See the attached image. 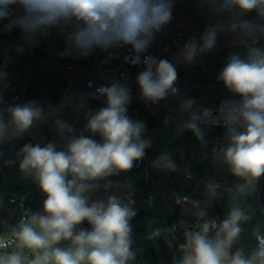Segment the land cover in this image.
Here are the masks:
<instances>
[{"label":"clouds","instance_id":"9594fccd","mask_svg":"<svg viewBox=\"0 0 264 264\" xmlns=\"http://www.w3.org/2000/svg\"><path fill=\"white\" fill-rule=\"evenodd\" d=\"M206 2L218 16L238 11L207 28L199 42L190 39L183 46L179 62L191 65L199 54L213 49L219 31H239L253 44L264 40V0ZM13 5L24 12L5 25L6 31L16 26L22 30L23 43L15 48L17 54L35 46L37 34L48 35L53 28L62 32L71 29L67 35L70 48L62 55L75 51L87 56L94 48L107 51L131 45L136 55L125 56L124 60L134 66L141 62L139 54L147 50L155 34L170 23L173 0H0V20L8 18L9 6ZM253 12L255 19H242ZM143 62L146 67L136 77L139 99L155 104L177 91L173 87L177 71L172 63L151 56ZM5 75L0 71V79ZM217 79L240 99L224 101L219 118L211 120L213 125L219 120L224 125L222 141L212 149L213 159L226 165L232 175L254 185L264 176V47L249 48L244 58L229 57ZM96 92L106 97L107 106L89 113L86 130L99 134L101 143L83 134L74 135L73 127L57 119V131L61 139H67L66 150L58 151L52 143L25 144L20 149L21 172L33 178L46 199L42 212H26L11 229L13 240H0V249L11 244L17 249L0 253V264H132L135 260L131 221L137 213L133 195H110L106 203H90L87 194L99 188L97 181L127 172L135 162L142 161L152 140L145 135L144 122L127 115L132 99L129 85L112 83ZM181 108L189 116L177 135L191 131L201 147L207 148L210 111L194 108L193 100L185 101ZM47 119L48 114L35 100L0 110V145ZM152 167L163 171L177 168L167 152L154 159ZM205 189V204L226 199L227 213L219 221L208 219L200 201L177 199L178 204L190 205L197 222L194 229L185 226L184 242L179 246L183 255L176 264H264V223L251 228L255 247L242 243L244 226L254 219L251 206L244 204L246 188H223L208 180ZM85 220L91 230L78 227ZM160 235L157 228L147 239ZM61 241H68V246H58ZM22 249L29 250L30 256L26 258Z\"/></svg>","mask_w":264,"mask_h":264},{"label":"rangeland","instance_id":"374dc122","mask_svg":"<svg viewBox=\"0 0 264 264\" xmlns=\"http://www.w3.org/2000/svg\"><path fill=\"white\" fill-rule=\"evenodd\" d=\"M192 6H195L196 9L201 12L208 24H213L220 21L217 17V14L212 10L211 6L206 2V0H173L172 11L179 24L185 26V18L187 21H191L188 10L191 9ZM22 13L23 9L19 8L15 17L20 16ZM4 21H6V19H4ZM180 30V28L175 27L173 37L176 48L175 51L168 56V61L176 67V71L179 69L180 65L183 64L182 62L178 61L184 46L180 36L178 35ZM70 31L71 29H67L66 37ZM243 37L244 36L239 31L233 33L231 31L225 30L220 31V34L218 33L217 39L219 46L213 48V53L219 64L218 75L226 66L229 57L237 55L241 58H244L247 55V52L251 47L245 46L238 50H234V46L237 45L239 38L241 40ZM6 38H8L9 42L14 48L23 43L22 32L20 30L14 34L10 32L9 35L5 36V39ZM56 38L58 42H55L52 39V36L45 35V45L48 50L47 55H38L37 51L35 50V46L26 47L22 54H17L14 52V55L11 56L12 58L10 57L4 59L2 65L3 67H9L12 60L19 63V71L14 73V82L18 90L23 94H26L30 83L34 80L36 70H39L42 74H45L46 84L45 86H42V94L37 95L30 101H38L45 113L48 114V119L43 123H37L33 128L37 129L35 132L42 131L45 134L46 139L43 142L44 144L52 143L57 149L66 150L67 139H61V134L57 131L55 121L57 119H62L68 125L73 127L75 131L80 126L79 124L83 123H81L80 120L72 119V117L74 115H80V113L84 114V109L90 107L91 103L88 98H86L84 95H81V93H79L75 87V83H78L77 79L79 77V73L76 71L79 67V63L76 61L77 53L73 51L70 55H62L65 49L70 47L66 43H63V35L58 31L56 32ZM201 59L202 56L196 57L195 61L191 65H198L199 62L202 64ZM209 59L210 56H207L206 61L209 68L212 69L213 67L210 65L208 61ZM35 63L37 64V68L34 67ZM67 64H72L75 71L66 69ZM205 78L209 79L211 84L212 79L210 76L205 75ZM202 82L203 79L200 78L199 75L194 71L187 87L190 89L197 88L199 86H203ZM220 85H222L223 89V82L221 83L220 81ZM222 96L226 97L228 101H231V98L234 96V94L225 88ZM234 97H236L239 101L240 98L238 96ZM81 104H83V107H80ZM165 104L170 106L171 110H167L165 108ZM182 104L183 102L181 98L178 97H174L169 102H167L166 98L159 101V106L156 109V113L154 116L152 115L157 124L155 125L152 123L151 127L147 128L149 131L146 136L152 140V146L150 147L148 155L154 160L160 154L167 152L170 154L177 168L175 171H163L155 169L157 174V183L152 186V189L150 188V191L155 195V204L150 207L142 204L140 206V209L142 210L141 215L136 220L131 221L133 227V236L137 241L139 250H148L154 240L158 239H147L148 235L152 231L157 228L162 231L164 226H168L169 218L170 216H173L174 213L173 205L177 191L180 189L181 193L184 192L182 188V184L184 182L182 175L186 170H192L193 174L204 180L203 182L208 180H216L222 182L223 188H231L233 190L240 186H244L246 188L244 204L245 206H251L254 219L250 224L244 226L246 231L242 236V243L247 244L249 248L255 247L256 241L251 236V228L256 223H264V211L259 199V184L261 178L254 185H248L245 179L237 176V178L234 177L226 165L213 159L212 143L214 139L213 134L216 132L215 126L207 125V148L201 147L200 143L197 141L191 131L185 130L181 134L177 135L178 128L184 121H186L178 116L181 111ZM11 106L12 105H5L3 101L0 103V110H4ZM196 109L201 110V108L198 107H196ZM50 114L51 122L49 121ZM5 118H8L7 113H5ZM165 118H169V122L167 124L165 123ZM141 121L147 126L148 121L146 118H143ZM24 134L21 136V138L30 139L34 136V130L30 129ZM188 135H190L189 138ZM36 139L38 140L37 137ZM36 139H34V141ZM19 164L20 161L18 160L13 162L10 161L6 165L2 176H0V209L2 208V201L4 199L9 197L14 190H19L18 187L25 186L26 184V182L21 180V170L19 168ZM197 167H201L202 170L199 171L196 169ZM107 180L108 179L105 178L102 181L107 182ZM100 182L101 181L96 182L99 184V187ZM199 184L202 185V183ZM16 185L18 186L15 187ZM111 185V192L116 191L123 197L127 195L128 184L125 181L118 177H113V182ZM133 188L140 189L141 187L138 185H133ZM205 191L206 189L204 186L203 194L200 196L201 200L203 199L201 201L203 202L201 204L202 206L205 205V198H207ZM89 197L91 200L92 196L89 195ZM218 202L222 211L221 219H223L227 213V202L226 199L224 202ZM210 206L215 207V201H213ZM191 211L190 205L184 203L181 209L180 217L177 219L175 218L179 223L180 220L182 221L180 223V227L185 226L184 221L187 222L185 217L189 216ZM7 217H10V214H7ZM11 229V225L9 221H7L5 224V229L1 232V234L6 235L11 231Z\"/></svg>","mask_w":264,"mask_h":264},{"label":"built area","instance_id":"2783aa9c","mask_svg":"<svg viewBox=\"0 0 264 264\" xmlns=\"http://www.w3.org/2000/svg\"><path fill=\"white\" fill-rule=\"evenodd\" d=\"M18 6H9V12L10 15L8 18H6V21L0 20V64L4 59L10 58L14 47L9 42L8 38L5 39V36L10 34V31L5 30V25H8L13 19H15L16 12L18 11ZM238 11V10H237ZM24 15V12L20 15ZM220 17V16H219ZM255 13H250L246 17H242V19H255ZM172 19H174V14L172 11ZM171 19V20H172ZM215 24V23H214ZM14 30L21 31V28L19 26H16L13 28ZM59 32L63 35V43L67 44L69 47V43L67 41L66 32L67 29H65L63 32L59 31L56 28L50 29L49 34L47 36H52V39L55 42H58L56 38V32ZM156 39L154 38L151 43H154ZM187 43V42H186ZM185 43V44H186ZM264 47V40H261L257 44H253L252 40L249 38L247 41L244 42L242 47ZM122 51L120 53H116L114 51V48H110L107 51H104L100 48H94L87 56H80V63L79 67L76 70L79 73L78 82L81 84V92L90 93L92 95H95L98 100L100 101H106V97L99 95L96 92V89L101 86H110L112 83H120V84H127L130 86L131 89V96L132 100L136 98V87H138L136 83V77L137 75L145 69L144 59L147 56H151L155 59L152 54L150 53H143L139 54L141 62L137 65H131L130 63H125L124 57L125 56H133L136 55L131 45H124L121 46ZM158 61V59H157ZM66 69L70 71H75L74 66L72 64H67ZM92 67L94 68V71L92 70ZM19 71V66L16 63L10 64L8 69L6 70V75L0 79V97H2V101L8 98L12 103H20L25 100V95L21 93L15 82H14V73ZM183 78H177L176 81L173 84V87L177 90L175 93L169 92L167 97H178L181 98L182 102L184 103L187 100H193L194 101V107L196 105L201 106V110H209L211 113V116L209 117V126H216L217 127V134L215 135L214 141L212 143V149L216 147L221 141L224 133V125L223 121L219 120V123L217 125H213L211 123V120L213 118H219V108L221 107L222 103L224 101H228L227 98L222 101H207L203 99H199L198 101L194 97H187L185 96L183 85L187 83L189 80L190 74L192 72V68L187 64L182 67ZM130 79V81H129ZM204 89L208 88V85L202 86ZM140 96V93H139ZM237 96V95H234ZM232 97L231 101H238L236 97ZM239 97V96H238ZM240 98V97H239ZM139 99V98H138ZM207 99V98H205ZM141 107L150 115L154 114L155 108L158 105V102L155 104H152L151 102H145L141 99H139ZM197 101V102H196ZM91 109H87L86 112H90ZM128 113V111H127ZM189 115L187 111L181 110V116ZM182 125V124H181ZM77 135L83 134L85 136H88L91 138V132L86 130L85 126H79L78 127ZM37 141H34L32 138H15L3 145H0V153H3V155H0V174L3 173L4 169L6 168V165L9 163V161H21L22 157L18 155L20 152V149L25 144H40L41 146L44 145V141L46 139L45 134L42 131L37 132ZM213 152V151H212ZM153 170L152 167V159L148 155V152L146 150V156L142 161L135 162L133 168L127 172H120L117 175H113V177H118L121 180L125 181L128 184V193L133 195V199L136 201L135 204V210H136V216L133 218V220L138 216L140 206L142 204H145L147 207L153 206L155 202V195L150 191V187L152 184H154L153 181ZM112 177V176H111ZM184 182L182 184V188L184 190L183 193H181V198L187 197L189 200H192V198L195 195L200 194L201 185L197 181L195 175L193 174L192 170H186L184 171L182 175ZM71 178V177H69ZM21 180L23 182H26L25 186L33 181V178L30 176H25L24 173L21 172ZM219 183L222 186L221 181L211 180ZM108 185L109 183L106 182ZM106 183H100V187L106 192V200L110 195H115L117 197H123L117 193L110 191V185L108 188H105L104 185ZM36 184V189L40 195L43 197H46L44 193L41 192L38 184ZM133 185H138L141 188L140 189H134ZM25 186H21V188H18L19 190H14L11 195L6 199L4 202L1 212H0V240H3L5 242H8L9 240H13L14 237L12 236L11 231L7 233L6 235H2L1 232L5 229V224L7 221H9L11 228L16 227V225L19 223L20 219L25 215V213H29L30 209L25 206L26 201V194L24 193ZM131 186V187H129ZM126 195V196H127ZM126 202V201H125ZM204 207V206H202ZM193 211V210H192ZM192 211L190 214V218L187 220L185 226H187L189 229H194L196 225V217L192 215ZM7 214H10V217H7ZM221 215L216 214L212 219L220 220ZM85 227L84 229L91 230V225L85 220ZM185 226L182 227V230L179 229L178 224L175 222L172 224V228L175 231H181L183 235L184 240V231ZM134 241V237H133ZM184 242V241H183ZM181 242L180 245L183 243ZM15 244H11L8 248L0 249V253L5 252H11L16 251ZM24 254V256L27 258L30 256L29 250L22 249L21 250Z\"/></svg>","mask_w":264,"mask_h":264},{"label":"trees","instance_id":"16d2710c","mask_svg":"<svg viewBox=\"0 0 264 264\" xmlns=\"http://www.w3.org/2000/svg\"><path fill=\"white\" fill-rule=\"evenodd\" d=\"M188 11H189L191 21H187L185 18L184 19L185 26H183V25L178 23L177 18L174 15V19H172L170 21V23L164 27L163 31L155 34L156 41L154 43H150L147 50L143 53L152 54L154 57H156L158 59V61L159 60H168V56L171 55L175 51V48H176L175 40L173 37L175 27H178L181 29L180 32H178V35L180 36V39L184 45L186 42H188L192 38H195L199 42L204 31L207 28H209L210 26H212L214 23L208 24L207 20L204 17L199 15V12L196 10V8L194 6H192V8L189 9ZM236 11L237 10H233L232 13H226L224 16H220V17L217 15V17L220 21H222V20L226 21L229 18V16L235 15ZM10 32L14 34L17 31L12 29ZM21 32H22V30H21ZM218 33L220 34V31ZM248 39L249 38L245 37V36L241 40L239 38L237 45L234 46V50L240 49L243 46L244 42L247 41ZM218 46H219V42L217 39L216 44L213 48H216ZM35 50L37 51L38 55L45 56L48 54V50H47L46 45H45V35L44 34H37L36 43H35ZM143 53H140V54H143ZM203 53H205V54H203ZM203 53H201L200 56H202V59H204L205 62H207L206 61L207 56L208 57L214 56L213 49H211L210 51L203 52ZM76 61L78 63H80V55L78 53H77ZM216 62H217V59H216ZM189 66L192 68V72L190 74L189 80L182 87L184 89L185 96L194 97L198 101L199 99H202L200 97L201 95H205L208 92H209L208 94L210 95V89L209 88L204 89L202 86H200L197 88H193L190 91H187V85L189 84L191 77H192V73L194 71L199 76L201 74H205V71H204V69L200 63L198 65L195 64V65H189ZM183 73L184 72H182V71L179 72L177 77L183 78ZM207 73H210V72L207 71L205 74L206 76L209 75ZM129 81H130V79H129ZM45 84H46L45 74L41 73V74L35 75L34 80L30 83L26 94H24L25 95L24 101H22L20 103H12L10 101V99L8 98L9 96L7 95V97H6L7 99L3 100L4 104L5 105H12V106L26 104V103L30 102V100L32 98L36 97L37 95L42 94V91H43L42 86H45ZM203 85H208V83L206 81H203ZM135 89H136V86H135ZM81 95L86 96V98H88V100L90 101L91 105H90V107L84 109V114L80 113V115H74L72 117V119L80 120L81 123H83V124H79V125L86 127V124L88 122L89 113L94 114L95 112L99 111L101 108L106 107L107 104H106V101L102 102V101L98 100V98L95 95H92L90 93L81 92ZM138 97H139V93H137V89H136V98L129 103L127 115L131 119H135L136 117H138V118L143 117V118L147 119L148 123L152 122V120H151L152 116L149 113H147L141 107ZM87 109H91V111L86 112ZM49 121L51 122V118H49ZM77 129L73 132L74 135H77V132H78ZM99 140H100L99 136H97V142L98 143H99ZM57 150L60 151V149H57ZM61 150H63V149H61ZM11 162H13V161H11ZM2 174L3 173H1L0 176H2ZM234 177H236V176H234ZM17 186L18 185H16L15 187H17ZM18 188H21V187H18ZM24 193L27 196L26 201H25V206L30 209L29 213L42 212L43 211V202L46 199V197H43L42 195H40L38 193V191L36 189L35 181L34 182L31 181L25 186ZM6 199H8V197ZM6 199H4L2 201V206H3L4 202L6 201ZM177 199H181L180 189H178L177 194H176V198L174 200V205H173L174 213H173V216H170V218H169L168 226H164L162 228L161 235L158 237V239L154 240V242L152 243L151 247L148 250L140 251L138 246H137V241H136L135 237L133 236L134 241H133L132 247H133V250H135L137 252V255H136L135 260L132 262V264H176V262L182 257L183 252H182V250H180L179 246H180V243L184 241L183 235H182L181 231H175L172 228V224L176 222L178 224L179 229L182 230V227H180V224L176 219L180 217V213H181L183 203L178 204L176 202ZM154 204H155V202H154ZM206 211H207V218L208 219H212L216 214H220V211L218 209V202L215 201V207L206 208ZM0 212H1V209H0ZM141 213H142V210L140 209L138 216L134 220H136L139 217V215H141ZM185 218L188 220L190 218V215L185 217ZM78 227L84 228L85 223L83 222ZM169 229H171V231H168ZM68 244H69L68 241H61V243L58 246L67 247ZM156 249H158V250H156Z\"/></svg>","mask_w":264,"mask_h":264},{"label":"crops","instance_id":"0c3cea01","mask_svg":"<svg viewBox=\"0 0 264 264\" xmlns=\"http://www.w3.org/2000/svg\"><path fill=\"white\" fill-rule=\"evenodd\" d=\"M195 7V6H194ZM196 8V7H195ZM197 10V9H196ZM198 12H199V15L200 16H202L203 17V15L201 14V12L199 11V10H197ZM117 50V51H116ZM61 51H62V48H61ZM114 51L116 52V53H120L121 51H122V48L121 47H118V48H114ZM14 52H15V48H14V51H13V53H12V55L11 56H13L14 55ZM200 56V54L197 56V57H199ZM0 57H1V55H0ZM12 58V57H11ZM216 57H215V55L212 57H210V60H209V62H210V65L213 67L212 69L211 68H209V66H208V64H207V62H205V60L204 59H201L202 60V64H203V66H202V64H201V66L203 67V69H204V71H205V74H206V72L207 71H209L210 73H207V74H209L208 76H210V78L212 79V82H211V84H210V82H209V79H207V78H205V74H201L199 77L200 78H202L203 79V81H206L207 83H208V88L210 89V95L207 93V94H205V95H201L200 97L203 99V100H207V101H222V100H225V98L226 97H223L222 96V94H223V91H224V89H225V87L222 89V85H220V81L217 79V77H218V69H219V64H218V61L216 62ZM215 60V61H214ZM12 63H16L18 66H19V68H20V65H19V63L18 62H16V61H11L10 62V64H12ZM3 61L1 62V64H0V71H2V72H6V70L8 69V67L7 66H5V67H3ZM206 64V65H205ZM184 65H187V64H185V63H183V64H181L180 65V67H179V69L177 70V75L179 74V72H181L182 71V67L184 66ZM34 67H36L37 68V64L35 63V65H34ZM92 70L94 71V69H93V67H92ZM36 72V74L35 75H38V74H41V71H39V70H36L35 71ZM177 78H179V77H177ZM68 80H70V79H68ZM203 83V82H202ZM221 83H222V81H221ZM136 86V85H135ZM75 87L77 88V91L79 92V93H81V84L78 82V83H75ZM200 87V86H199ZM136 89H137V93H140V91H139V87H136ZM189 90H191L190 88H188L187 87V91H189ZM139 98V97H138ZM174 97H166V100H167V102H169L171 99H173ZM205 98H207V99H205ZM158 106H159V102H158V105L156 106V108H155V111H154V114H153V116L155 115V113H156V109L158 108ZM196 107H198V108H201V106L200 105H196L194 108H196ZM165 108L167 109V110H171V107L170 106H168V105H166L165 104ZM181 110H182V108H181ZM152 116V115H151ZM153 116H152V118H151V120H152V122H149L148 124H147V126H146V133H145V135H147V133H148V131H149V129H147L148 127H151V125H152V123H154L155 125L157 124V122L155 121V119L153 118ZM178 116H180L182 119H184V120H187L188 119V116L189 115H186V116H181V111H180V113H179V115ZM50 118H51V115H50ZM143 119V117L142 118H138V117H136L135 119H133V120H142ZM150 125V126H149ZM216 127V126H215ZM33 130H34V136L32 137L33 138V140L34 139H36V137H37V132H35L37 129H34V128H32ZM217 127H216V132H214V134H213V137L215 138V135L217 134ZM190 134V133H189ZM25 135V134H24ZM97 136H99V143H101L102 142V137L99 135V134H93V133H91V138L92 139H94V140H96L97 141ZM189 136L190 135H188V138H189ZM35 141H37V139L35 140ZM213 141H214V139H213ZM147 150V152H149V150H150V148L149 149H146ZM151 159H152V157H151ZM152 161H153V159H152ZM196 169H198L199 171H201L202 169H201V167H197ZM195 175V174H194ZM195 177H196V179H197V181L199 182V183H202V185H201V189H200V194L199 195H195L193 198H192V200H197V201H202L201 200V197L200 196H202V194H203V190H204V186H205V184H203V183H205V182H203L204 180L202 179V178H200V177H198L197 175H195ZM107 182L109 183V185H110V189L112 188V182H113V177H107ZM157 174H156V172H155V168H154V170H153V181H154V184H152V186L153 185H155L156 183H157ZM201 182H200V181ZM101 182L100 183H106L105 181H102V180H100ZM118 185V184H117ZM152 186H151V189H152ZM114 193H117V194H119L118 192H116V191H114ZM11 195V194H10ZM88 195H91L92 196V199L90 200V202H95V201H104L105 202V200H106V192L101 188V187H99V188H97L95 191H92V192H90V193H88ZM199 198H198V197ZM206 200H207V198H205ZM218 202V201H217ZM203 202H201V204H202ZM184 204V203H183ZM211 204H205L204 206L206 207V208H212V206H210ZM202 206V205H201ZM182 207H183V205H182ZM218 209H219V211H220V214L222 215V211H221V207H220V204H219V202H218ZM192 210V209H191ZM208 210V209H207ZM190 215V214H189ZM140 216V215H139ZM187 220V219H186ZM220 220H221V217H220ZM182 221L180 220V223H181ZM179 223V224H180ZM184 223L186 224V222L184 221ZM156 250H158V249H156Z\"/></svg>","mask_w":264,"mask_h":264},{"label":"water","instance_id":"95a60500","mask_svg":"<svg viewBox=\"0 0 264 264\" xmlns=\"http://www.w3.org/2000/svg\"><path fill=\"white\" fill-rule=\"evenodd\" d=\"M259 199L262 209L264 211V176L261 177V181L259 184Z\"/></svg>","mask_w":264,"mask_h":264}]
</instances>
